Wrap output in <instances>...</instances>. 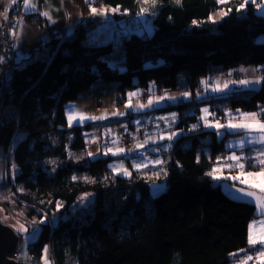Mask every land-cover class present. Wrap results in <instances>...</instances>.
<instances>
[{"label": "trees", "instance_id": "16d2710c", "mask_svg": "<svg viewBox=\"0 0 264 264\" xmlns=\"http://www.w3.org/2000/svg\"><path fill=\"white\" fill-rule=\"evenodd\" d=\"M258 2L249 0L238 11L244 0L224 4L158 0L151 24L142 26V33L121 37L125 53L121 69L103 60L113 50L111 42L90 40V33L108 22L104 20L75 23L65 34L49 37L43 58L15 62L0 90V162L19 136L12 151L13 182L21 190L18 198L27 216L44 221L37 240L29 244L30 255L40 258L47 244L53 264H237L254 249L247 243L253 208L220 192V182L236 183L225 177L214 183L207 175L225 149L222 141L216 142L215 132L204 128L199 113L202 103L217 116L236 110L255 112L264 106V41L256 40L264 34V16L256 12ZM91 4L133 15L138 9L137 0ZM224 8L231 11L214 23L208 20ZM17 13L16 8L8 12L9 34ZM121 16L113 14L115 20ZM239 66L259 70V88L235 89L203 100L192 95L209 76ZM98 80L117 82L123 94L150 84L161 91L189 94L165 108L176 110L175 127L185 133L165 152L168 163L121 177L108 169L112 157L67 156L66 149L80 151L85 142L80 126H68L65 104ZM192 125L195 132H189ZM51 135L58 136L56 144ZM49 159L59 164L53 167ZM148 170L158 172L157 180L165 183L155 196L150 194L155 179ZM83 195L94 200L76 208ZM58 202L62 207L50 224L47 218Z\"/></svg>", "mask_w": 264, "mask_h": 264}, {"label": "rangeland", "instance_id": "374dc122", "mask_svg": "<svg viewBox=\"0 0 264 264\" xmlns=\"http://www.w3.org/2000/svg\"><path fill=\"white\" fill-rule=\"evenodd\" d=\"M175 2V0H172ZM243 1V0H242ZM259 1L257 4L261 3V0H256ZM85 2V0H84ZM158 4V0H157ZM144 6L149 9L148 13L144 15H137V13L140 11V7ZM88 9L85 11V14L91 13L90 8H95L97 9L98 13L103 11L105 14L104 15H99L98 16H103V17H109V18H104L103 24H99L98 27L96 28V34L99 35V40L105 41V42H111L113 44V50L111 53L103 56V60L107 62L108 65H110L113 68H119L121 69L124 64V58H125V53H124V47L121 42V37L124 35H127L130 32H136V33H142L144 30L142 26H149L151 24V19L153 14V9L150 7L148 4H138V9L136 10L135 14H129L128 12L120 11L118 8H111L104 6L102 4L98 5V7H91L86 5ZM157 7V5H156ZM155 7V8H156ZM115 10V11H113ZM226 11V9H221L217 10L214 13L210 14L209 17L212 18V20L209 21H218L221 19L223 16H221V12ZM155 12V9H154ZM256 12L262 16H264V9H258L256 6ZM113 14H118L122 15L123 19H118L115 20L113 18ZM93 15V14H92ZM127 16L126 19H124V16ZM103 19V18H100ZM111 21V22H110ZM40 26V25H39ZM42 29V28H41ZM50 29V27H49ZM44 32L45 30L42 29ZM258 42L264 41V34H261L257 37L256 39ZM36 58V57H35ZM238 68V67H237ZM236 68H232L228 70V74L225 72H220L214 75L209 76L210 79L214 78L213 80V87H216L219 82L224 83L223 85H220V88L223 87L224 85L227 84L228 87L224 89L226 90H232L231 85L237 84L231 77L236 78L239 75H235L233 73L236 72ZM231 73V75H229ZM252 75L259 77L260 81H262V77L260 75V72L258 69L253 70ZM243 76V74H242ZM253 83L250 84H255V80H252ZM113 83V82H112ZM109 82V84H112ZM108 82H103L102 85H107ZM108 84V85H109ZM202 84V83H201ZM261 84V83H260ZM204 84L201 86L203 87ZM152 86V91H149V87ZM200 86L198 89H196L192 95H196L195 92H201V94L205 93V91H199ZM104 92L102 93H90V92H84L81 94V96L74 100V101H69L65 104V116H66V110L68 106H74L76 110L79 112L84 113L85 115L89 117H99L102 115H106L107 119L104 120H87L84 121L83 123H74L73 126H80L82 128V137L85 142V147L84 149L80 151H71L69 149H66L67 156H69L72 159H79L83 157H112L110 162L108 163V169L109 171L114 174L118 175L121 177H129V176H124V175H119L113 172V167L114 165H117L119 163H123V167L126 168L129 172L131 170H135L133 168V165L135 163H145L147 164L146 167L144 168H152L150 166H153L151 163H148L149 161H154V160H161L164 163H168L170 161V156L169 154H165V152L168 151L167 147L170 145V143L175 141L181 134H185L180 130H177L175 127L176 122L178 121V114L176 110H170V109H165L169 106H173L176 104V102L179 99H187L183 97V92L180 91H161L156 89L153 85H149L146 91L148 93V96H152L153 98H162V97H174L175 99H168L164 98L160 100V103L157 106H154L152 108H146L143 110H132V108L126 109L125 104L129 102V93L132 92H140L143 90L140 87H134L128 89L125 94H123L121 91L117 89L115 86H109L103 88ZM199 94L196 96V99L202 100L203 97H200ZM198 97V98H197ZM208 98V96H206ZM136 100H131L132 105L136 103L140 104H145L146 102L139 101L137 97H134ZM200 113L199 116L201 117L202 115H205V113L202 112V109H208L207 113V119L209 123H215L216 121H219L221 125H227L230 119V116L225 114H221L220 116H217L215 113L211 112L210 106L207 103H202L200 104ZM154 109L153 111H151ZM152 112L149 115H146L144 113H140L137 115L136 113L138 112ZM113 112H123V116H113ZM227 112V111H226ZM228 113V112H227ZM241 113H260L261 117L264 118V106L260 107L257 111L255 112H243L240 110H236L234 112H231V117H235L236 119H233L232 122H239V119L241 117ZM173 114L174 115V122H173ZM132 115V117H131ZM1 119V118H0ZM67 119V117H66ZM143 121V123H141ZM68 122V121H67ZM201 123L204 126V121L201 120ZM144 124H147L150 126L149 130L145 129L143 133L142 138H139V142L143 143L146 139L149 137H157L159 134H164V135H169L173 133L174 131L177 133V135L180 133V135L177 137L175 135L171 141L169 140H163L159 141V145H155L152 143H148L145 145L144 148H141L137 151H131L134 149L132 148H125L123 144V137L124 136H136L138 138L139 136V127L145 126ZM131 125L133 127H131ZM194 125L190 126L189 132H195L196 127L194 130H191ZM196 126V125H195ZM85 127H88V129H84ZM148 128V127H146ZM205 129L213 131L217 133L219 130H223L227 132V136L222 140L223 142V147L225 149L224 153H221L220 155L217 156V158L214 161L213 167H222V171L220 173L221 177H227L234 176L238 174L237 169H229L227 167H223L224 165L231 164L232 162L227 159V157L235 154L237 156H244L246 158L245 162V170L246 171H253V170H259L258 167L255 169L252 167L253 160L252 158L257 155V151L261 148H264V145L260 144H249L247 142L248 140V133H245L242 130H237V131H230L226 127H221L219 130L217 128L213 127H205ZM144 130V128H141ZM251 135L255 136L258 135V133H252ZM51 138V143L56 144L59 141L58 136H50ZM20 139L19 136L15 137L8 153L6 154L2 165L5 166L4 168V173H3V180L0 185V209L4 212L5 216L11 219L13 226H16V228L19 226V224H24L27 228V232L23 233L20 235V240L18 242L16 251L18 254L17 261L20 262L21 264H32V263H37V264H42L43 261L41 257L43 256V250L45 246L49 245H44L42 251H41V256L40 258L34 257V255H30L29 251V244L33 241L37 240V237L39 235L40 229H41V223L37 219H32L27 216L26 211L23 207L24 203L18 198L19 192L21 190L18 188L16 189L15 185L10 182V173L12 172V168L10 165L7 163L9 162L10 164H13V159H12V151L17 143V141ZM118 139V144H113V140ZM243 141V144L241 142ZM137 143V142H136ZM135 143V144H136ZM121 144V145H120ZM134 144V145H135ZM106 147L110 148H115V147H122L125 149V153L117 156H113L111 154L109 155H104V151ZM159 147V148H156ZM165 148L167 150H165ZM153 149H158L159 152L153 151ZM89 153H92L90 156ZM204 153L207 154V150L204 149ZM199 159V157H198ZM48 164L51 166H56L59 164V162L56 159H49ZM150 165V166H149ZM249 165H251V168H249ZM159 165H155L153 167H156ZM1 167V166H0ZM140 169L143 171V169ZM145 170V169H144ZM212 171V170H211ZM149 175H151L152 178L155 179V181H152L150 183V194L152 196H155L159 194L165 187V183L163 181L157 180V177L159 178L160 174L158 172H152L151 170L147 171ZM231 182H234L236 184H239V186L245 187V185H242L239 183V181H233L231 179H227ZM217 182V180H214V183ZM82 197H86L85 200L81 201L79 199L76 208L80 207H85L88 206L93 200L92 195H83ZM5 206V207H4ZM75 207L71 210L72 212L74 211ZM57 206L55 207V211L50 214V216L47 218L48 223L53 224L56 221V212H57ZM264 219V217H259V218H253L250 223H252L254 220H260ZM46 220V219H44ZM34 221L36 223H34ZM1 222V221H0ZM3 223V222H1ZM249 223V224H250ZM4 224V223H3ZM8 226V225H7ZM38 230V231H37ZM33 233L35 235L33 236ZM259 248V245H257L256 250H252V255L255 257L257 253V249ZM249 256V255H248ZM9 258V257H8ZM30 258H32L30 260ZM47 258L50 262L52 263V260L50 258V254L48 251ZM240 257L236 263L239 264V260L242 261ZM10 259V258H9ZM257 261L256 259H253Z\"/></svg>", "mask_w": 264, "mask_h": 264}, {"label": "snow or ice", "instance_id": "6c2138e0", "mask_svg": "<svg viewBox=\"0 0 264 264\" xmlns=\"http://www.w3.org/2000/svg\"><path fill=\"white\" fill-rule=\"evenodd\" d=\"M47 2L48 0H45V3ZM91 2L92 0H85V3L90 4ZM175 2L179 4L180 0H175ZM227 2L228 0H217L218 4H224ZM248 2L249 0H244V3L240 4L237 10L239 11L240 9H243ZM251 2L255 4L256 0H251ZM137 3L141 5L143 4L150 5V7L153 9V12L151 14H154V9L157 5V0H137ZM22 7H23L24 14H27L29 12H35L37 6L35 3V0H22ZM257 8L264 9V0H261V3L257 4ZM90 11L93 15H97V14L104 15L105 14L103 11L98 13L97 9L95 8H90ZM148 11H149L148 8L141 6L140 11L137 13V15H144L148 13ZM230 11L231 9H228L227 11H222L221 16L227 15L228 12ZM6 12L7 10H5V18H7ZM39 15L45 17L49 22H52V23L55 22L52 20V17L50 16L48 11L40 12ZM209 20H212V18L209 17ZM212 22L214 23L215 21H212ZM196 23H197L196 21H193V24H196ZM12 34L13 36L18 38V33L13 32ZM2 60L3 58L0 57V62H2ZM240 71L244 72L246 71V69L242 68L240 69ZM229 75H231V73H229ZM260 82H261L260 79H257L254 83L259 84ZM201 83L206 84L205 81H201ZM239 83L241 85L247 86L248 84L253 83V82L248 81V80H240ZM227 87L228 85L225 84L224 88H227ZM149 91L150 92L152 91V86L149 87ZM212 91L219 92V91H223V89L220 88L217 84V86L214 87ZM139 95H140L139 92L129 93L128 94L129 102L125 104V108L126 109L132 108L134 110H143L146 108H152L154 106H157L160 103L161 99H164V98L175 99L174 97L153 98L152 96H150L147 104L137 103L135 106H133L131 103L132 98L138 97ZM182 95L184 98H187L189 94L185 92ZM202 112L205 113V115H202L200 119L204 121L205 127H213V128H217L218 130L221 127H226L230 131L242 130L245 133L249 134L248 140H247L249 144L264 145V118L261 117L260 113H241L239 122H235V123L232 121L233 119H236V118L231 117L230 113H226V115L230 116L229 122L227 125H221L219 121H216L215 123L208 122V119H207L208 109H202ZM112 115L113 116H123L124 113L123 112H113ZM174 115L175 114H173V122H174ZM66 117H67L69 127H72L74 123H83L84 121H87V120L96 121V120L107 119L106 115H102L99 117H94V116L89 117L85 115L84 113L79 112L78 110L75 109L74 106H71V105L68 106L66 110ZM195 127L196 126L194 125L193 128L190 129V131L194 130ZM252 133H258V135L253 136L251 135ZM217 134L219 135V131ZM175 135L176 133L173 132L169 135L159 134L158 139L157 137H149L143 143L137 142L135 144L134 149H132L131 151H137L141 148H144L145 145L148 143L156 144L158 140L163 141L166 139V140L171 141ZM113 144H118V139L113 140ZM241 144H243V141L241 142ZM165 150L167 149L165 148ZM153 151H158V149H153ZM124 153H125V149L122 147H115V148L106 147L104 151V155L111 154L113 156L121 155ZM89 155L91 156L92 153H89ZM227 159L230 160L232 163L228 165H224L223 167H227L229 169H237L238 174L227 177L226 179H231L233 181H239L240 184L245 185L246 188H235V192L239 195V197L248 198L250 203L254 202L256 206V215L264 217V148L259 149L257 151V155L252 158L253 160L252 167L254 169L258 167L259 170L246 171L245 170L246 166L244 162L246 158L244 156H237L233 154L227 157ZM148 163H151L153 166H155V165H160L163 162L157 159L154 161H149ZM146 166L147 164L145 163H135L133 165V168L139 171L140 169ZM112 167H113V172H115L116 174L124 175V176L131 175V173L126 168L123 167V163H119ZM161 171H163V169H161ZM221 171H222V167H214L212 171L207 173V175L211 176L214 180H218L221 178L220 176ZM164 174L166 175V172ZM73 179H75V177ZM85 199L86 197H80L81 201ZM59 207H62V205L58 202L57 209H59ZM34 223L36 222L34 221ZM39 223L42 224L44 223V221L40 220ZM15 230L20 234L27 232V228L24 224H19V226ZM34 235L35 233H33V236ZM247 243H248L249 248H256L257 245H259V248L257 249V253L255 257H253L252 255L246 256L242 261L239 262V264H248V261H251L253 259H256L257 261H259V264H264V219L254 220L252 223L248 225ZM48 251H49L48 246H45L43 250V256L41 257L43 264H50L47 258ZM241 251H244V250H241ZM232 255H237V254H232Z\"/></svg>", "mask_w": 264, "mask_h": 264}, {"label": "crops", "instance_id": "0c3cea01", "mask_svg": "<svg viewBox=\"0 0 264 264\" xmlns=\"http://www.w3.org/2000/svg\"><path fill=\"white\" fill-rule=\"evenodd\" d=\"M80 2L81 3H78V1L76 2L75 0H48V2L45 3V0H35L36 6H37L36 11L24 14L23 7H22V0H0V7L4 9V13L3 14L0 13V20H1L2 16H4V18H5V10H7V12H6V16H7L8 12L13 8H16V12H21L26 16V18L24 20H20V21L14 23L12 26V29L10 30V34L12 36V45H13L15 55H16V63L21 65V64H24V63L30 61L31 59H35V57L40 58V59L43 58L46 54V52L44 50V44L48 41L49 37H51L52 35L57 36V35L61 34V32L63 34H65L66 32L69 31L71 26L75 23L82 22V21H90V20L103 21L104 18H109V17L98 16V15H92V13L85 14V11L88 9V7H86V5L91 6V7H95V6H93L91 4L92 2L90 4L85 3L84 0H80ZM96 7H98V6H96ZM43 11H48L50 16L52 17V20L55 22L54 23L49 22L45 17L39 15V13L43 12ZM38 17L47 22L48 26L50 27V33H46L45 31L44 32L42 31L41 27L39 26V24L36 21V18H38ZM100 18H103V19H100ZM21 21H22V23H21ZM101 24H103V23H101ZM13 32L18 33V38L13 36V34H12ZM96 33H97L96 29L90 33V35H89L90 40L95 41L97 38H99V35H97ZM242 68L246 69V71L241 72L240 69H242ZM255 69L256 68L253 66H248V67L239 66L238 68H236L235 69L236 72L233 74L238 75L237 73H239V75L241 74V76H237L236 78L231 77L233 80H236L235 82L237 83V84L233 83L231 85V87H232L231 89L232 90H235V89L255 90V89L259 88L261 82L259 84H256V83L255 84H248L247 86L241 85L239 83L240 80H248V81L255 80L256 81L257 79H259V77L254 76L251 73L253 70L255 71ZM4 73H5L6 78L10 77L12 74L9 68L5 69ZM227 74H228V72H227ZM242 74H243V76H242ZM214 78L210 79V77H208L204 80L206 82V84H204L203 87L201 86L202 85L201 84L200 87L203 89V92L205 91V93L201 94V92L200 93L195 92V94H196L195 98H196V96L201 94L200 97H203L202 98V100H203V99H207L206 96H208V98H210L211 96H215V95H226L231 91V90H226V92H225L224 91L225 88H223V87H221L223 89V91H219V92L212 91V89L214 88L213 87L214 86V84H213ZM103 82L104 81L98 80L87 91L90 93H97V94L99 93L100 94V93L104 92L103 88H105V87H109L111 85L117 87V82H113V83L111 82L112 84H109V82H108L109 85L108 84L102 85ZM221 84L223 85L224 83L219 82L218 86L220 87ZM201 88H199V91H202ZM145 90L148 91L147 89L141 90L139 92L140 95L137 98L139 101L146 102L145 104H147L149 96ZM132 100H136V99L132 98ZM136 104L137 103L135 102L133 104V106H135ZM132 110H134V109H132ZM153 110L154 109H152L151 111H153ZM137 111H139V110H137ZM151 111L150 112L149 111L148 112H138L136 114L139 115L140 113H144L146 115H149L152 113ZM131 117H132V115H131ZM141 123H143V121ZM144 125L145 126L141 125L139 127V129L144 128V129L149 130L150 126L147 124H144ZM131 127H133V126L131 125ZM146 127H148V128H146ZM219 131H223V130H219ZM176 135H177V133H176ZM179 135H180V133L177 135V137ZM173 142L174 141L172 140L170 145H168V147H167L168 151H169V148L171 147ZM159 144L160 143L157 142L155 145H159ZM88 158H90V157H88ZM0 166H1L0 167V185H1L2 180H3V173H4L5 166L2 165V163H0ZM10 166L12 168V172L10 173V179L13 181V177L15 174V167L13 164H10ZM150 167H152V166H150ZM249 168H251V165H249ZM221 178H223V177H221ZM0 197H1V194H0ZM3 211L0 209V221L3 222L5 225L10 226L20 238L21 234L15 230L16 226H13V224H11L12 223L11 219L8 218L7 216H5ZM249 223H248V225H249ZM247 234H248V227H247ZM246 256H248V255L242 256L241 259H244ZM239 262H240V260H239Z\"/></svg>", "mask_w": 264, "mask_h": 264}, {"label": "built area", "instance_id": "2783aa9c", "mask_svg": "<svg viewBox=\"0 0 264 264\" xmlns=\"http://www.w3.org/2000/svg\"><path fill=\"white\" fill-rule=\"evenodd\" d=\"M0 13L1 14L4 13V9L1 7H0ZM25 18L26 16L23 13L18 12L15 17L14 23L20 20H24ZM36 21L40 25V27L45 30L46 33H50V29L46 21H44L43 19L39 17L36 18ZM10 36L11 34H9V30L6 25V18L2 16L0 20V57H2L3 60L2 62H0V81H2L3 78L5 77V73H4L5 69L9 68L12 73L14 64L16 62V55H15V51L12 45V37ZM142 132H144V130L139 129L138 138H136V136H124L122 141H123L125 148L128 149V148L134 147L135 146L134 144L140 141L139 138L140 139L142 138L143 136ZM10 182L11 184L14 183L11 179H10ZM250 254H252V251L248 255ZM17 256L18 254L16 250H14L12 253L8 255V257L13 260H17ZM31 259L32 258H30V260Z\"/></svg>", "mask_w": 264, "mask_h": 264}, {"label": "water", "instance_id": "95a60500", "mask_svg": "<svg viewBox=\"0 0 264 264\" xmlns=\"http://www.w3.org/2000/svg\"><path fill=\"white\" fill-rule=\"evenodd\" d=\"M1 87L2 82L0 81V90ZM217 133L215 134V140L217 143H220L225 137V132L219 131V135ZM219 188L220 192L230 201L251 206L253 208L254 218L261 217L256 215V206L254 202L250 203L248 198L239 197V195L235 192V188L245 187L231 184L228 181H222L219 183ZM19 240V236L10 226H7L0 222V264H20L18 261L8 258V255L16 250Z\"/></svg>", "mask_w": 264, "mask_h": 264}, {"label": "bare ground", "instance_id": "6f19581e", "mask_svg": "<svg viewBox=\"0 0 264 264\" xmlns=\"http://www.w3.org/2000/svg\"><path fill=\"white\" fill-rule=\"evenodd\" d=\"M144 131H145V129H144ZM226 136V135H225Z\"/></svg>", "mask_w": 264, "mask_h": 264}]
</instances>
